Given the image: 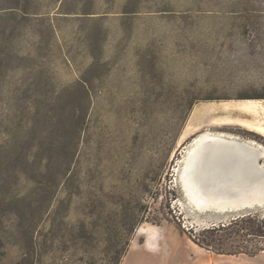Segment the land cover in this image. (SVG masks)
I'll return each instance as SVG.
<instances>
[{
	"label": "rangeland",
	"instance_id": "rangeland-1",
	"mask_svg": "<svg viewBox=\"0 0 264 264\" xmlns=\"http://www.w3.org/2000/svg\"><path fill=\"white\" fill-rule=\"evenodd\" d=\"M260 96L264 0H0V264H124L140 228L162 264L264 249V206L203 243L222 214L177 167L203 132L264 139L228 123L264 133Z\"/></svg>",
	"mask_w": 264,
	"mask_h": 264
},
{
	"label": "bare ground",
	"instance_id": "bare-ground-1",
	"mask_svg": "<svg viewBox=\"0 0 264 264\" xmlns=\"http://www.w3.org/2000/svg\"><path fill=\"white\" fill-rule=\"evenodd\" d=\"M194 141V145L189 148L185 158L179 160L183 161V171L180 176L193 205L201 210L216 208L220 212H225L253 206L256 199L264 202V169L259 171L255 181L249 178L242 180L241 177L245 173L238 169L240 164H251L254 157L251 150H242L241 157L236 155L229 157L228 153L223 157L221 151L226 148L220 149L216 145L218 141L224 142V140L213 132L200 134ZM211 142L215 144L214 147L212 146L213 149L209 148ZM263 154L264 151L261 152V155ZM223 167L236 169L224 171ZM139 232L148 233L150 246L156 245L158 236L154 229L140 228Z\"/></svg>",
	"mask_w": 264,
	"mask_h": 264
},
{
	"label": "water",
	"instance_id": "water-1",
	"mask_svg": "<svg viewBox=\"0 0 264 264\" xmlns=\"http://www.w3.org/2000/svg\"><path fill=\"white\" fill-rule=\"evenodd\" d=\"M209 132H213V131H208V132H203V133H209ZM203 133H201V134H203ZM213 133H216V134L220 135V137L224 140V142L220 141L221 143L218 141L217 145H216V147H218L220 149H225L226 148V150H222L221 151L223 157L227 153H228L227 155L229 157L234 156V155L241 157L242 150L245 151L247 149L251 150L254 153V157L252 158L251 164L250 165H241L240 164L239 165L240 167H238V169L240 171H242L243 173H245L244 176L241 177L242 180L249 178L250 180L254 179V181H255L257 179V177H258L259 171L261 169H264V154L261 155V152L264 151V142L259 140V139H257V138H252V137H249V136H246L244 134L237 133V132H231V131L222 130V131H215ZM195 138L193 139L192 144H191V146L189 148H191L194 145ZM238 144L244 145L245 147L239 146ZM209 145H210L209 148L213 149L215 144H214V142H211ZM236 146H238V147H236ZM189 148L187 149V151L189 150ZM236 149H238V150H236ZM239 149H240V151H239ZM187 151L183 155V157L181 158L182 160L185 158V155L187 154ZM182 160L179 161V164L177 166L178 167V171H180V175H181V172L183 171V161ZM222 169L224 171H225V169L227 171H229V170H233V169H236V168H233V167L232 168L231 167L225 168V167H223ZM224 179H225V176L223 177V180ZM180 180L182 182L181 176H180ZM182 185H183V188H184V191H185V187H184L183 182H182ZM185 195L188 197L186 191H185ZM188 199L190 201L189 197H188ZM190 203H191V201H190ZM193 206L196 209H198L195 205H193ZM259 206L260 207L264 206V202H262L260 199H256V203L253 206H248V207L242 208V209H240L238 211L227 210L225 212H220L216 208H208V209H205V210L198 209L200 211H209V212L214 211L215 213L222 214V215H218L217 216V215H211V213H210V215L207 216V217H209V220H208L209 222L206 224L205 227L202 228V230L204 231L206 229L227 225V224H229L230 222H232L235 219H238V218H241L243 216L252 214V210L255 209L256 207H259ZM224 216H226V217H224ZM192 229H194L195 231H198V232L201 231V229H198V228H196L193 225H192Z\"/></svg>",
	"mask_w": 264,
	"mask_h": 264
},
{
	"label": "crops",
	"instance_id": "crops-1",
	"mask_svg": "<svg viewBox=\"0 0 264 264\" xmlns=\"http://www.w3.org/2000/svg\"><path fill=\"white\" fill-rule=\"evenodd\" d=\"M249 99H251V98H249ZM249 99H239V100H232V101L238 102V101H245V100H249ZM252 100H258V99H252ZM225 102H228V101H225ZM244 113H247V112H244ZM248 114H254V113H248ZM243 121H251V120L234 119L228 123L238 124V125H241L245 128L252 129V130H255L257 132L264 134L263 132H261L257 128V127H260L261 125L255 124L256 128L255 127L249 128L245 124H243ZM154 230L157 232V236H158L156 241H155L156 245L154 247H151L149 242H148V238H147V240L144 243L142 250H140V252H138V254H135L136 252L131 253V257L124 264H131V259L133 258L134 254L137 258L138 257L141 258V256H142L144 258L145 262L148 261V260H146V258L151 259V256H152L153 259H151L148 262L149 264H162L161 260L158 257V254H157L159 249H160V245H161L160 244L161 235L156 228ZM194 244H195V247H192L191 252H189L190 258H187V261L185 263H180V261L178 262V260H177V262L176 261L175 262L170 261V263H167V264H264V249H261L259 252L255 253V254L243 252V253H240L238 256H235L232 254L216 252L215 250H212L209 247L201 246L200 244H196V243H194ZM235 258H238V261H236ZM136 264H143V263L137 262Z\"/></svg>",
	"mask_w": 264,
	"mask_h": 264
},
{
	"label": "trees",
	"instance_id": "trees-1",
	"mask_svg": "<svg viewBox=\"0 0 264 264\" xmlns=\"http://www.w3.org/2000/svg\"><path fill=\"white\" fill-rule=\"evenodd\" d=\"M260 97H264V96H260ZM244 98V97H243ZM206 99H209V100H213V99H216L215 97H207ZM257 139H259V140H261V141H263L264 142V139L263 138H260V137H256ZM234 221H237V219H235V220H233L232 222H230L229 224H227V225H230V224H232ZM227 225H223V226H220V227H215V228H210V229H206V230H204L205 232V234L208 232V231H213V230H218V229H222L223 227H226ZM261 235H264V234H261ZM205 237V239L203 240V243H206L207 241V234L206 235H204ZM196 237V236H195ZM194 239H198V240H201L200 238H194ZM197 240V241H198ZM200 245H202V244H200ZM251 254H254V253H251ZM115 264H119V255L117 256V261H116V263Z\"/></svg>",
	"mask_w": 264,
	"mask_h": 264
},
{
	"label": "flooded vegetation",
	"instance_id": "flooded-vegetation-1",
	"mask_svg": "<svg viewBox=\"0 0 264 264\" xmlns=\"http://www.w3.org/2000/svg\"><path fill=\"white\" fill-rule=\"evenodd\" d=\"M241 126V125H240ZM243 127V126H242ZM245 128V127H244ZM248 129V128H247ZM240 133H243L244 135H247V136H254V137H257L255 134H253V133H248V132H246V131H239Z\"/></svg>",
	"mask_w": 264,
	"mask_h": 264
}]
</instances>
